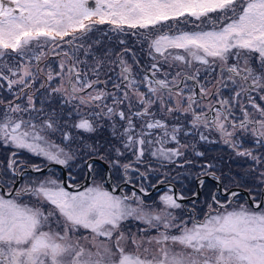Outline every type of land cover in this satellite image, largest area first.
I'll list each match as a JSON object with an SVG mask.
<instances>
[{"label":"snow or ice","instance_id":"obj_1","mask_svg":"<svg viewBox=\"0 0 264 264\" xmlns=\"http://www.w3.org/2000/svg\"><path fill=\"white\" fill-rule=\"evenodd\" d=\"M91 2L94 6L90 0H0V90L12 97L0 99V146L12 149L0 161V176L6 177L0 180V264H264V198L251 197L250 203L234 207L239 193L225 187L224 199L212 194L202 217L183 218L173 210L182 207L178 201L184 197L171 194V189L160 196L163 207L157 210L146 206L136 191L115 194L118 186L109 191L94 183L81 189L71 172L67 180L52 175L24 180L29 170L43 169L21 159L22 154L60 166L73 159L49 139L58 125L54 115L44 116L43 107H37L33 88L41 74L45 82L40 88H50L49 94L100 110L80 115L77 108L76 129L94 132L96 117L123 122L119 137L135 161L121 165L116 159L110 166L123 168L125 182H131L128 172L138 171L134 165L144 162L146 152L169 163L184 157L190 145L181 143V133L211 142L205 133L216 132L237 156L264 165V155L243 147V138H249L264 148V106L257 103L264 101V0ZM189 18L212 27L197 25V30L170 34L169 26L168 32L160 31L170 21ZM105 24L113 32L144 30L140 34L145 39L154 36L149 43L153 63L146 73L133 74L124 59L129 49L113 59L109 52L93 54L91 45L85 49L76 43ZM62 44L69 49L56 51ZM82 49L91 64L79 59ZM49 54L60 57L56 69L40 67ZM164 64L178 70L159 78ZM115 68L119 82L113 83V91L99 87L111 81ZM201 68H219L214 85L201 82ZM53 81L59 83L52 86ZM230 87L231 95L223 96L221 89ZM154 106L169 116L179 113L189 128L157 118ZM63 139L72 137L64 132ZM115 151L117 157L123 155L120 148ZM202 168L199 185L205 176L220 182L214 165ZM87 169L91 175L93 164L87 163ZM259 176L264 183V171ZM139 192L147 195L143 186ZM130 220L143 227L126 230ZM177 245L180 251L174 250Z\"/></svg>","mask_w":264,"mask_h":264},{"label":"flooded vegetation","instance_id":"obj_2","mask_svg":"<svg viewBox=\"0 0 264 264\" xmlns=\"http://www.w3.org/2000/svg\"><path fill=\"white\" fill-rule=\"evenodd\" d=\"M90 6H94L90 0ZM213 18H215V14H212ZM197 25H200L201 28L205 30L212 27L210 23L205 21L201 23V21L195 20V18H189L187 21H179V22H169L168 26L163 27L160 31L168 32L169 26H171L170 34H175L178 31H194L197 30ZM97 32L103 31L106 33V37L109 39L110 36V26L99 25L96 29L92 32L88 33L87 36L83 40L92 39L94 40L95 34ZM144 30H128V34H131V37H124L122 39L123 43H121V52L124 49H129L130 51L124 56V59L132 66L133 74L137 76H141L142 74L146 73L151 65L152 59L149 56V43L150 39H145V36L141 35L140 32ZM155 35L159 34V32H154ZM129 38L130 41L129 42ZM134 38V43H133ZM82 40V41H83ZM96 40V39H95ZM82 41H77L82 42ZM85 41H83L85 43ZM61 51H67L69 49L68 44H62ZM134 54V56H133ZM60 57L55 56L54 54H49L41 63L40 67L45 68L46 66L57 65V61ZM158 74L159 78L162 76ZM219 74V68H216L215 71L201 69L200 71V78L202 82V76L209 77L211 76L213 79L211 84L214 85L216 79ZM43 76V74H41ZM119 81V80H118ZM38 82V81H37ZM192 83V82H189ZM203 83V82H202ZM206 84V83H205ZM104 85V84H101ZM140 91L146 92L147 89L144 87L140 88ZM222 95L227 97L231 95V87L229 89H221ZM255 95V94H254ZM257 103H260L264 106V101L257 100ZM138 107V106H137ZM158 106L153 107V111L157 113ZM237 117L240 116L239 110L236 109ZM171 121L175 123H179L184 127V129L189 128L188 121L177 113L175 116L170 117ZM203 131V129H202ZM183 134V133H181ZM206 135L209 136V141L211 142H204L199 140V135H190V136H183L185 144L190 145L189 148L185 149V156L171 165L168 166L169 163L160 162L162 163L160 166L165 167L167 166L170 168L167 174H162L159 171L157 172L154 169H141L138 167L139 165H134L138 168V171H129L128 177L130 178L131 182H127L122 187L124 195L131 196L133 191L137 192V195L141 196L145 203L149 202H156L159 200V197L162 193H166L171 189V194H174V190L171 187L173 185L177 190L179 196H183L185 199L184 202L178 201L183 207L184 211L187 214L192 213L193 215H198V213L203 209L204 212L207 211V204L211 203V196L212 194H216L218 198L221 200L224 199L223 189L225 187L229 188L230 190L237 191L239 193V197L234 203H245L249 202L251 197H255L257 200L264 198L260 194L264 193V183L261 182V178L259 173L264 171V165H255L254 162L250 158L240 157L235 154V151L231 149L227 144L223 143L220 138V135L216 132H206ZM239 135V134H238ZM174 144H171L170 147H174ZM194 146V147H193ZM243 147L244 148H251L256 154L264 155V148L257 147L253 144L252 140L249 138H243ZM203 152L204 156L197 157L195 152ZM190 160L192 164H186L185 161ZM147 163L148 166L157 167L158 165L154 162L159 164V161L149 160ZM211 163L214 165V171L217 176L221 178L220 182L218 183L216 180L212 179L211 177H200L204 179L205 183L203 186L199 185L197 180V174L203 171L202 166L204 164ZM233 164H235V168H232ZM183 165V166H181ZM111 175L113 176V185L112 186H119L123 182L124 179V170L122 167H111L109 165ZM120 168V174H118ZM165 173V171H162ZM229 172H231L229 174ZM145 173L144 177H141L139 174ZM68 176V175H67ZM233 178V180H231ZM130 184L132 186H130ZM156 184H162L154 193H157L155 197H147L150 194L144 195L141 194L137 189L143 186L146 192L153 189V186ZM137 188V189H136ZM199 188V196L196 198H191L193 194L197 192ZM243 189L248 192V196H245L243 193L239 192L237 189ZM154 193H151L154 194ZM120 194V193H119ZM121 195V194H120ZM251 200V199H250ZM199 218V217H198Z\"/></svg>","mask_w":264,"mask_h":264},{"label":"rangeland","instance_id":"obj_3","mask_svg":"<svg viewBox=\"0 0 264 264\" xmlns=\"http://www.w3.org/2000/svg\"><path fill=\"white\" fill-rule=\"evenodd\" d=\"M128 30H126L125 32L121 33V32H113L111 31L110 33L113 34V36L110 34L109 39L106 37V33H103V31H96L94 40L89 39L88 40H83L85 41V43L82 42H78L77 44H84L85 49L88 48L89 45H91V51L93 54H101L103 52H109L110 54H112L113 59H115V54L119 53L121 51V41L122 39L126 36V37H131V34H128L127 32ZM160 34V33H159ZM158 35V34H157ZM103 37V38H102ZM154 38V37H153ZM96 39V40H95ZM47 51V48L45 49ZM62 49H57L56 51H61ZM62 52V51H61ZM79 59L80 60H87L89 64L92 63V59L91 56L86 57L84 55V50L82 49L79 53H78ZM150 56V55H149ZM150 58L152 59V57L150 56ZM231 62V61H230ZM33 63H35V61H33ZM59 63V60L57 61V65ZM151 63H153V60L151 61ZM162 63V62H161ZM57 65H51V67L53 69L57 68ZM83 67V65H82ZM114 67V66H113ZM196 67H200L199 65H196ZM201 69H205V68H201ZM200 69V71H201ZM178 70V68H176L175 66L173 67H169L168 64H164L163 65V69L161 71V78L164 77V73L165 72H170L171 74H175V72ZM210 70V69H207ZM188 71H192L191 69H189ZM118 73H119V68H115L114 71L111 72V81L108 82L106 85H99V87H106L107 91L112 92L113 91V83H118ZM101 80H106L107 77L104 75H101ZM169 79L171 78V76L168 77ZM210 79H213L211 76L206 77V76H202V82L203 83H208V82H212V80L210 81ZM38 81V82H37ZM36 81L33 91L35 92V99L37 102V107H43L44 112L43 115L47 116L49 114L54 115L56 121H57V125H58V129L54 132H51L49 134V139L54 142L55 144L60 145L61 147H63L65 149V151H68L72 156L73 159L69 161V163H73L74 165H77L80 169H81V175L82 178H80V180L78 181L81 182L86 174V168H85V161L92 156H97V157H104V160L108 163V165H110V162L112 160H116L118 159L120 161V164H124V163H129V162H134L135 161V156L133 155V153L131 151H126L123 146H122V141L119 137V133L122 131V123L120 122L118 119L116 121H112L109 120L107 117H96L95 118V126H96V130L94 132H84L82 130L76 129L75 127H73V125L80 119V115H85L91 112H98L100 111L99 109H96L94 107H88V106H83V105H79L78 101H72L69 103H66V97L61 95V94H49L51 92V89L49 88L48 91H45V89L40 88V84L44 83V76H40L38 78V80ZM59 81H53L52 82V86H55L56 84H58ZM11 94L8 93L6 90H0V99H11ZM108 103H111V101L109 100ZM77 108H79L80 111V115L77 114ZM157 113L158 116L157 118H160L161 116H163L170 125H175V124H179V123H175L174 121L170 120L169 115L161 113L159 111V107L157 108ZM90 119L92 117H89ZM113 123H115V129L113 128ZM64 132H68L70 133L72 139L65 141L63 139V133ZM115 133V134H114ZM183 134L180 135V140L181 143L185 144L184 138H183ZM171 144L167 145L168 147H170ZM116 148H120L121 152L123 153V155L117 157L116 155ZM12 151V149L9 148H5L3 146H0V156H1V161H6V156ZM27 157V160L29 161V163L34 164L31 161V154H22L20 158H23L22 156ZM34 158V160H36V164L39 165H45L46 163H48L46 160H44L43 158L40 157H35L32 156ZM183 158V157H181ZM181 158L176 159L179 160ZM149 160H154V161H159L154 157H151L147 152L145 154L144 157V162L141 163L138 167H140L141 169H154L157 172L159 171L160 173L167 174L169 171V165H171V163L166 162V161H159V164L157 162H154L155 164H157V167H151L148 166L147 163H152V162H148ZM160 162H165V163H169L168 166L167 164H163L166 165L165 167H161L160 165L162 163ZM100 165V164H99ZM101 166V165H100ZM235 164H233L232 168H235ZM102 167V166H101ZM50 171V170H49ZM45 172V173H33V175H31V177H29V175L24 179V180H29V179H35L37 177L39 178H43L44 176H48V175H52L54 177H59L57 174V171L55 172ZM120 171V168H119ZM162 171H165V173H163ZM3 172V168L0 167V173ZM231 172H229L230 174ZM73 175V174H72ZM104 179V169L102 167V176L101 178L96 176L93 178V176L89 179V182L86 184V186H91L94 183L97 184H101V180ZM231 180H233V178H231ZM110 191V190H109ZM117 195H120L119 193H115ZM165 193H162L161 195H163ZM160 195V196H161ZM146 206H150L151 208H155L157 210H159L160 208L163 207V205L160 202V197L159 200L156 202H149V203H145ZM135 206V205H134ZM235 207V206H234ZM174 214L177 217H183V218H187V216L184 214V210L181 208L179 209H175L173 210ZM139 227H143V225H141L138 221H134V220H130L125 222V229L126 230H131L133 232H135L137 230V228ZM153 235L155 234L154 232L152 233ZM175 251H180V246H175L174 247Z\"/></svg>","mask_w":264,"mask_h":264},{"label":"water","instance_id":"obj_4","mask_svg":"<svg viewBox=\"0 0 264 264\" xmlns=\"http://www.w3.org/2000/svg\"><path fill=\"white\" fill-rule=\"evenodd\" d=\"M87 163H98L100 164L103 169H104V178L107 177L108 179H104V184L107 186V188L111 191L112 190V177H111V172H110V169H109V165L108 163L103 159L101 160L100 157H97V156H92V157H89L86 161H85V168H86V174H85V177L84 179L79 182L78 184L80 185L81 189L86 186V184L89 182V179L92 177V174L89 175L88 173V169H87ZM41 168L43 169V171L41 173H45V172H48L49 170L53 169V168H56L60 171V175H61V179L62 180H67V171H66V168L65 166H60V165H55V164H49V163H46L45 165L41 166ZM29 173H34L32 172L31 170L28 171ZM127 184V182H123L121 185H119L117 187V190H116V193H120L121 195H124L123 194V191H122V187ZM162 184H156L153 189H151L150 191L147 192V194H151V193H154ZM130 186H132L130 184ZM171 187L173 188L174 190V193L176 196H179L178 193H177V190L175 189V187L173 185H171ZM137 189V188H136ZM237 188H235L236 190ZM70 191L72 190H75V189H69ZM139 191V189H137ZM239 192L243 193L245 196H248V192L243 190V189H237ZM142 194V193H141ZM195 194H198V195H192L191 198H196L199 196V188L197 189V192ZM186 198H184L183 200H179L181 202H184ZM249 202H251V200L249 199Z\"/></svg>","mask_w":264,"mask_h":264},{"label":"trees","instance_id":"obj_5","mask_svg":"<svg viewBox=\"0 0 264 264\" xmlns=\"http://www.w3.org/2000/svg\"><path fill=\"white\" fill-rule=\"evenodd\" d=\"M112 36H113V34H111ZM103 38V37H102ZM129 42H131L130 41V38H129ZM133 43H134V38H133ZM8 156H9V154L6 156V160H7V158H8ZM23 158H21V159H24V160H27V157H25L24 155L22 156ZM31 161L34 163V164H36V160H34V158L31 156ZM0 161H1V156H0ZM28 161V160H27ZM29 162V161H28ZM32 164V163H31ZM93 164V167H94V172L92 173V176H93V178L94 177H96V176H98V177H100L101 178V176H102V167L98 164V163H92ZM39 165V164H38ZM40 166H43V165H40ZM65 168H66V171H67V175H68V173L69 172H71V174H73V176L75 177V180H76V182L78 183V181L80 180V178H82V175H81V169L77 166V165H74L73 163H69L68 164V166H65ZM50 171H52V172H55V171H57V174H58V176H60L61 177V175H60V171L58 170V169H56V168H53V169H51ZM49 171V172H50ZM40 174H42V173H40ZM118 174H120V171H118ZM29 175V177H31V175H33V173H27V175H25L24 176V179L27 177ZM3 179H6V177H2V176H0V180H3ZM102 182H101V184H103L104 185V179L103 180H101ZM105 187V186H104ZM156 195H158V191H157V193H154V194H150V196H147V197H155ZM238 203H234L233 204V206H236ZM184 210V209H186L185 207H181V210ZM203 212H204V210L202 209L199 213H198V215H196L197 217H202L203 216ZM184 214L188 217L190 214H192V213H190V214H187L185 211H184Z\"/></svg>","mask_w":264,"mask_h":264}]
</instances>
